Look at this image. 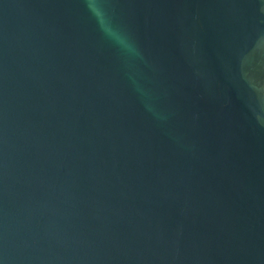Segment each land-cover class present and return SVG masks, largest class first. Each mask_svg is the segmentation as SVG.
<instances>
[{
  "label": "water",
  "instance_id": "1",
  "mask_svg": "<svg viewBox=\"0 0 264 264\" xmlns=\"http://www.w3.org/2000/svg\"><path fill=\"white\" fill-rule=\"evenodd\" d=\"M0 0V264H264V0Z\"/></svg>",
  "mask_w": 264,
  "mask_h": 264
},
{
  "label": "clouds",
  "instance_id": "2",
  "mask_svg": "<svg viewBox=\"0 0 264 264\" xmlns=\"http://www.w3.org/2000/svg\"><path fill=\"white\" fill-rule=\"evenodd\" d=\"M89 11L97 18L101 30L121 51L122 54L140 55L139 47L132 35L123 26L116 24L111 15L102 7L101 0H85Z\"/></svg>",
  "mask_w": 264,
  "mask_h": 264
}]
</instances>
